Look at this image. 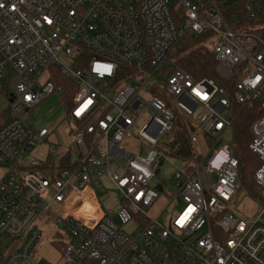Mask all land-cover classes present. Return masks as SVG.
<instances>
[{"label": "built area", "instance_id": "obj_1", "mask_svg": "<svg viewBox=\"0 0 264 264\" xmlns=\"http://www.w3.org/2000/svg\"><path fill=\"white\" fill-rule=\"evenodd\" d=\"M226 1L0 0V93L9 109L0 127V264H264V114L248 146L260 161L259 197L250 195L260 209L251 221L234 212L244 191L239 163L219 144L236 119L232 103L264 112V43L239 20L228 25ZM261 1L248 0L245 18L256 17ZM205 34L215 41L217 76L235 79L232 99L170 58L182 38ZM52 70L75 91L55 127H35L31 110L52 96L63 102ZM175 121L189 162L157 148ZM58 125L66 144L56 153ZM50 155L67 163L48 165ZM160 160L177 167V192L163 204V187L150 184ZM102 177L118 191L117 222L90 204L87 190L100 188ZM38 214L52 216L68 238L51 242L57 263L29 255L40 239L30 228Z\"/></svg>", "mask_w": 264, "mask_h": 264}, {"label": "trees", "instance_id": "obj_2", "mask_svg": "<svg viewBox=\"0 0 264 264\" xmlns=\"http://www.w3.org/2000/svg\"><path fill=\"white\" fill-rule=\"evenodd\" d=\"M233 2L236 3V8L233 9L226 5L222 8L225 19L229 20L231 16L237 15L240 30L258 37L264 43V0L260 3L256 17L250 20L245 18L248 0H234ZM208 37L209 35L205 34L199 37L182 38L171 52L170 58L195 80L209 79L224 87L232 99L235 79L224 81L217 76L214 55L206 45ZM52 77L57 87L61 89L63 107L64 105L69 106L75 87L56 70H52ZM232 109L236 114V119L231 126V138L228 144L233 149L239 163L242 188L257 199L260 189L253 181V174L260 166V161L248 149V146L254 138L253 126L264 112L259 106L248 109L234 103H232ZM8 118L9 111L0 112V127ZM157 148L162 156L177 162H189L192 158L185 130L179 121H175L174 128L160 139Z\"/></svg>", "mask_w": 264, "mask_h": 264}, {"label": "rangeland", "instance_id": "obj_3", "mask_svg": "<svg viewBox=\"0 0 264 264\" xmlns=\"http://www.w3.org/2000/svg\"><path fill=\"white\" fill-rule=\"evenodd\" d=\"M234 0H227L226 6L232 7L233 9L237 7ZM238 21L237 15L231 16L229 20H227L228 25L234 26ZM215 41L209 40L206 45L207 48L212 52L214 48ZM59 61L64 66H70L72 60L64 55L59 56ZM166 63L163 65L165 66ZM153 79L157 82L158 85L164 86V79L156 73L153 76ZM8 103L5 99L4 94L0 93V112L8 111ZM64 107L61 103L60 99L57 96H52L46 102L41 104L38 108L31 110L27 117H29V124L35 127H50L56 122L60 121L64 116ZM143 121H140L139 124L136 125L135 129H139L143 124ZM61 130V129H60ZM231 138V129L227 130L219 140V144H227L229 143ZM166 139H169L166 137ZM199 148V144L196 146ZM60 146L56 147V151L58 152ZM145 151L142 148L141 154H144ZM177 167L175 164H171L168 161H164L162 166L160 167L159 174L155 176L151 180V186H157L161 184L163 186V193L160 196L157 204H163L166 198H170L177 192V187L173 182V177L176 173ZM100 188L95 189V197L98 202V205L105 211H109L111 217L117 222V212L119 208V194L118 191L113 187L106 178H100ZM179 208V207H178ZM233 209L234 212L241 216L243 219L247 221H251L257 215L260 209V204L256 200H253L250 195L244 190L241 193L237 194L233 198ZM167 212L162 214L161 222L166 224L165 218L167 217ZM30 228H35L40 233V239L33 246L30 251V257L36 262L40 261H48L51 263H57L59 258L58 251L51 246V242L56 238V235H62L65 240L68 238L65 236L64 231L53 221L52 216L50 218H45V215L38 214L34 221L31 224ZM130 227H128L129 230Z\"/></svg>", "mask_w": 264, "mask_h": 264}, {"label": "crops", "instance_id": "obj_4", "mask_svg": "<svg viewBox=\"0 0 264 264\" xmlns=\"http://www.w3.org/2000/svg\"><path fill=\"white\" fill-rule=\"evenodd\" d=\"M65 109V108H64ZM56 126V124H53L52 126H50L51 128L52 127H55ZM61 129V130H60ZM63 131H64V127L62 126V125H58V127L56 128V134H57V136H59V133H60V135H61V137H56V139L54 140V142H55V144H56V147L57 146H60V148H59V150H58V152L56 151V153H59V152H61V150L63 149V147L62 146H64L65 144H66V139H65V137L62 135V133H63ZM129 146H131V147H133V145H134V147L133 148H135V149H139V151H141L142 152V147H139V146H136L135 144H132V142H129V144H128ZM44 149V146H41L40 147V149H39V151H42ZM65 160V161H64ZM67 163V161H66V159L65 158H63V159H61V160H59V159H57V155H54V156H52V155H50V156H48V158H47V160H46V164H48V165H58V164H60L61 166H63V164H66ZM157 186H161V188L163 187L161 184H158ZM94 192H95V190L92 192L91 190H87V193L89 194V195H91V196H89L90 197V204H97L98 205V202H97V200H96V197H95V194H94ZM99 206V205H98ZM100 207V206H99ZM101 208V207H100ZM102 209V208H101ZM103 210V209H102Z\"/></svg>", "mask_w": 264, "mask_h": 264}, {"label": "water", "instance_id": "obj_5", "mask_svg": "<svg viewBox=\"0 0 264 264\" xmlns=\"http://www.w3.org/2000/svg\"><path fill=\"white\" fill-rule=\"evenodd\" d=\"M162 164H163V161H162V160H160V161L157 163V168H156L155 171H154V174H155V175H158V174H159L160 167L162 166ZM155 189H156L159 193L162 192V188H161V186H156Z\"/></svg>", "mask_w": 264, "mask_h": 264}, {"label": "snow or ice", "instance_id": "obj_6", "mask_svg": "<svg viewBox=\"0 0 264 264\" xmlns=\"http://www.w3.org/2000/svg\"><path fill=\"white\" fill-rule=\"evenodd\" d=\"M110 67V66H109ZM196 95H198V96H201V94L199 93V92H197L196 93ZM206 97L205 96H201V99H205ZM82 111V109L81 110H78L77 111V115H80V112ZM137 198H139V197H137Z\"/></svg>", "mask_w": 264, "mask_h": 264}]
</instances>
